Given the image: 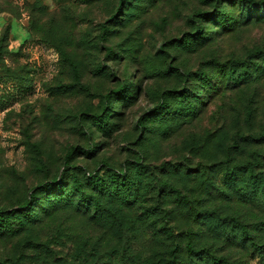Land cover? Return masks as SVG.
<instances>
[{
  "label": "rangeland",
  "instance_id": "obj_1",
  "mask_svg": "<svg viewBox=\"0 0 264 264\" xmlns=\"http://www.w3.org/2000/svg\"><path fill=\"white\" fill-rule=\"evenodd\" d=\"M262 7L0 0V264H264L238 228L264 248ZM96 176L132 196L101 220Z\"/></svg>",
  "mask_w": 264,
  "mask_h": 264
},
{
  "label": "trees",
  "instance_id": "obj_2",
  "mask_svg": "<svg viewBox=\"0 0 264 264\" xmlns=\"http://www.w3.org/2000/svg\"><path fill=\"white\" fill-rule=\"evenodd\" d=\"M263 11H264V7H262ZM209 14H207L208 16ZM211 17V16H209ZM190 116L195 115V110H190L189 113ZM259 163H255V162H248L247 165L244 166V168L241 167H229L228 165H226V175L224 176V181L228 182L229 184H235L237 182H239L238 180L240 179L241 175L246 174L248 179V183L253 186V187H257V185L260 183L261 180H259V177H261L263 174L262 173H258L256 166H258ZM240 170H244L243 173H240ZM65 181V180H64ZM64 181L60 180L57 183V189L54 191V193H56L54 195V198L52 201H56L57 203L59 202V204L61 205H65L68 207H70L71 200H72V192L67 191V188L64 186ZM101 179L99 177H92V180L90 181V184L92 186H94V188L101 192V196H96V195H89L88 192H86V190L84 189V187H82L81 184L77 185L75 187V191L76 192H80L81 193V201H80V206L82 207V209L88 208L91 209L92 212L94 213H98L100 214V220L104 217V214H107L109 212H111L112 210L110 209V205H113L111 202H113V195L114 194H121V198L124 201L125 204H130L131 202V198L132 196L127 194V193H119L118 191H116V189L114 188H118L117 185L110 187V186H101L100 183ZM125 185V184H123ZM45 193L48 192V190L44 191ZM59 192V193H58ZM47 194V193H46ZM29 205V203L27 204V206ZM79 206V207H80ZM11 212H6L4 214L0 213V227H3V224H5L6 221V225H8V227H3L6 228L4 230L0 231V236H4L7 233H18L19 231H21L23 228H13V226H11L10 224L12 222H9V218H11ZM7 219V220H6ZM239 228V232H240V240L246 244V242L250 241V245L252 246V248L258 252L261 253L262 255H264V248L260 247L256 241L254 240V237L252 236V233L249 232L248 227H244L242 225H238ZM193 240H190V242L188 243V253L191 254H196L198 252H196L193 248ZM200 257L201 253H198ZM211 263L212 264H230L229 261H227L226 259H221L218 258L216 256H211L210 257Z\"/></svg>",
  "mask_w": 264,
  "mask_h": 264
}]
</instances>
